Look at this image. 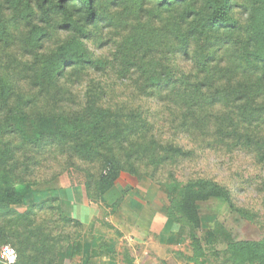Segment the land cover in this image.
I'll return each instance as SVG.
<instances>
[{
	"label": "trees",
	"instance_id": "obj_1",
	"mask_svg": "<svg viewBox=\"0 0 264 264\" xmlns=\"http://www.w3.org/2000/svg\"><path fill=\"white\" fill-rule=\"evenodd\" d=\"M118 5L116 0L114 6ZM133 7L129 36L107 61L92 57L88 42L100 29L125 24L107 18L100 0H0V43H9L11 25L24 26L27 48L37 51L31 67L17 63L13 72L0 71V216L30 223L24 232L21 229L13 248L31 261L21 256L17 264H47L43 259L57 241L46 236L47 227L61 223L80 233L84 229L63 212L58 198L37 205L57 215L47 224L38 225L34 210L19 214L12 209L25 199L15 183L19 171L29 192L60 189L37 187L32 179L37 180L32 173L39 165L36 155L49 147L69 150L73 158L95 164L94 170L71 173V188L84 186L90 201L93 188L99 196L106 194L124 172L158 181L156 175L167 164V189L174 190L180 213L198 230V206L212 200L226 202L253 222L262 219L236 201L241 189L232 181L253 188L264 207V0H251L249 7L236 6L235 0H133ZM235 9H243V18L235 17ZM149 10L171 19L153 29L145 23ZM54 22L70 39L44 53L42 44ZM169 37L175 42L170 49ZM164 54L173 55L176 64L168 61L163 66ZM160 71L167 74L159 75ZM116 79L130 84L117 92ZM70 83L81 88L79 96ZM130 85L138 94H127ZM143 97L157 100L158 110L150 111L141 103ZM164 110L166 141L154 120ZM207 151L219 158L221 167L228 161L229 185L205 172L183 175V181L174 171L168 173V168L196 166ZM23 152V162L16 163L14 158ZM239 155L250 161L255 173L233 171ZM151 168L153 172L142 173ZM38 239L39 247L32 243ZM77 249L73 257L81 254L83 242L78 241ZM227 251L231 264H264V241L233 243ZM55 263L56 259L48 264Z\"/></svg>",
	"mask_w": 264,
	"mask_h": 264
},
{
	"label": "rangeland",
	"instance_id": "obj_2",
	"mask_svg": "<svg viewBox=\"0 0 264 264\" xmlns=\"http://www.w3.org/2000/svg\"><path fill=\"white\" fill-rule=\"evenodd\" d=\"M115 1L116 0H100L101 11L107 18L123 22L125 25L119 24L108 31L100 29L95 33L94 38L88 42L90 54L94 58L112 61L114 56L112 57L111 55H114L117 52L118 46H120L121 43L124 42V39L129 36L128 27L134 23V21H130V15L135 11L133 0H117L119 2L118 8L114 6ZM235 5L249 7L251 5V0H235ZM149 11L151 14L148 16L145 23L149 24L153 29H158L166 25L167 19H171V17H167V13L160 14L158 11ZM242 13L243 9H235L233 12L235 17L239 19L243 18ZM246 19L247 18H245V20ZM129 29L134 34L135 31L132 28ZM47 32L49 36L42 44L44 53L52 52L62 43L70 39L66 34H63L58 30L55 22L52 27L47 29ZM27 33L28 31L26 27H15L11 25L12 37L9 40V43H0L1 72H4L7 68L13 72L19 65H23V68L32 66L34 61L33 54L37 53V51H31L27 48ZM174 44L175 42L173 41V38L169 37V39H167L169 49L170 47H173ZM165 55L166 54L162 56L164 57ZM168 61H170L171 64H176V58L173 57V55L169 58H167L166 55V60L163 66L168 65ZM17 63L19 65H17ZM19 70H21V68H19ZM165 72L160 71L157 73L160 75ZM184 72L187 73L188 71L185 70ZM139 76L140 75L137 74V77ZM115 83L117 85L116 91L120 93L125 90L123 87L124 84H130L124 79H116ZM142 83L143 82L140 81L139 84ZM70 87L75 90V96H79L82 91L81 88H76L72 83H70ZM136 89L139 92L142 91H140V85H138ZM126 92L127 94L137 93L132 85L126 88ZM141 103L146 104L150 111L158 110L157 100H150L143 97ZM147 107H145V109H148ZM165 119H167V111L164 110L160 113V117L158 119L155 118L154 120L157 123V127L165 134L163 140L166 141L167 124ZM24 156V152L17 154L14 158L16 163H22ZM70 157H72V155L69 150H63V148L59 147H49L47 150H43L41 156L36 155L39 165L32 168V173L37 177V180L34 178L32 179L37 183V187H54L53 185H58L60 189L52 191L55 193L47 197L44 195L39 196L40 193L29 192L28 187L25 184H21V176H24V174L19 171L18 175L21 176H19V180L15 179V183L18 184L17 191L19 195H24L25 199L22 205L16 207L13 206L12 209L19 214L34 210V213L38 214V225L54 221L57 215H53L48 210L40 211L41 206L37 205H41L47 200L58 197L57 192L62 189L71 188V173H76V171L83 169H88L89 171L95 169V164L85 163L79 159L73 157L72 159ZM227 163L228 161L226 160V166L221 167L219 158L210 155V152L207 151L205 152L202 161L195 162L196 166L187 164L172 169L168 168V173L171 174L175 172L174 174L177 175L178 179L183 181V175L205 172L211 177H216L218 181L229 185V177L227 176L229 173V164ZM153 171V168H151L144 170L142 173L146 174ZM233 171L247 172L250 174L255 173L254 169L250 167V161L248 162L244 155H239ZM27 177L29 179V176ZM156 177L159 179L158 181L147 178L146 176L138 178V180L137 178L129 177L128 173L124 172L122 173L120 180L117 181L115 186L106 194L99 196L95 190L96 188H93V192L90 193L93 201H89L93 204L101 205L99 208V224L101 227L100 230H102V233H104L106 238L108 237L105 233L111 229L107 225L106 218L114 214L111 213L112 210L116 211L121 207L129 216L130 214L134 215L133 212L136 210L135 204H147L149 206L147 212L139 215L150 219L152 218L150 215L155 214V219L151 225L148 226L139 223L142 226L139 227L141 229L145 228L148 230V233L151 231V236L156 239H161L162 243L165 245L163 248L167 249V256L161 264H231L228 262L227 258L229 245L238 242L264 241V207L261 206L263 202L261 195L257 197L255 190L251 187L245 186L243 181H232V185H235L236 187L238 186L239 189H241V192L237 195L236 201H238L241 207L245 205L250 211L254 209L262 219L258 222H253L249 218L241 217L233 211L226 202L212 200L198 206V208H200V213L202 214V227L198 230L194 224L190 223L183 214L180 213L177 204L178 198L177 196H174V190L172 188L167 189V164L161 167V171ZM49 181L50 183H46ZM169 194L171 197H169ZM119 219L122 220V216H119ZM16 222L17 219L14 216H0V264H8V262H6L1 256L3 248L6 246H11L13 248V246L18 244L17 237L21 229L24 232L30 225V223L22 224ZM164 222H166L165 225ZM130 227L128 225V230L131 229ZM81 232L82 233L73 226H67L61 223L56 224L52 228L47 227V231L45 232L46 236H49L53 241L56 238L57 241L55 243V248H53V250L51 249L52 251H50V255L46 259H43V262L48 264L54 259H56V262H59V257L57 258V255L65 251H73L72 254H77V244L78 241L83 242L85 230L83 229ZM67 239H69L68 242L63 244V240ZM41 240L42 239L34 240L32 243L37 244L39 247V242ZM49 246L53 247V244ZM126 249H128L127 247H125V251H129V249ZM15 251L17 252V249ZM98 252L101 253L100 251ZM29 255L32 256V254ZM21 256L24 262L29 263L31 261L30 256H26L25 260V255H23V253L18 255V258ZM34 261L36 260L33 259V262ZM244 264L256 263L245 261Z\"/></svg>",
	"mask_w": 264,
	"mask_h": 264
},
{
	"label": "crops",
	"instance_id": "obj_3",
	"mask_svg": "<svg viewBox=\"0 0 264 264\" xmlns=\"http://www.w3.org/2000/svg\"><path fill=\"white\" fill-rule=\"evenodd\" d=\"M54 193L47 192L39 196L47 197ZM57 194L56 198L61 200L63 212L69 218L81 222L85 233L81 254L73 257V251L62 252L57 255L59 262L56 264H161L167 256L162 240L152 237L151 231L148 233V230L139 227V223L149 226L155 219V214L150 215V219L139 215L147 212V204L133 203L136 210L134 215L129 213V216L121 207L116 211L112 210L111 213L114 214L106 218L107 225L111 228L105 233L106 238L99 224L101 205L89 201L84 186L62 189ZM119 216H122V220ZM128 225L131 226L130 230ZM125 247L129 251H125Z\"/></svg>",
	"mask_w": 264,
	"mask_h": 264
},
{
	"label": "built area",
	"instance_id": "obj_4",
	"mask_svg": "<svg viewBox=\"0 0 264 264\" xmlns=\"http://www.w3.org/2000/svg\"><path fill=\"white\" fill-rule=\"evenodd\" d=\"M1 256L8 264H17L18 255L11 246L4 247Z\"/></svg>",
	"mask_w": 264,
	"mask_h": 264
}]
</instances>
